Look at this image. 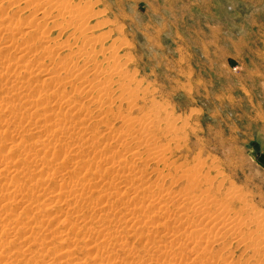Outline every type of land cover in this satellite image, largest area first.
<instances>
[{
  "label": "rangeland",
  "instance_id": "obj_1",
  "mask_svg": "<svg viewBox=\"0 0 264 264\" xmlns=\"http://www.w3.org/2000/svg\"><path fill=\"white\" fill-rule=\"evenodd\" d=\"M48 1L0 0V76L5 71V68L11 66L9 75L6 76L8 78L0 77V108L2 106L0 110V170L4 165L8 167L6 172L0 173V208H3V210L0 209V225H2L0 226V231L4 230L2 234L0 232V250L5 251V254L4 251L3 254L0 253V264H2V261L6 264L7 260L11 261V263L9 261L7 264H13V261H15L14 264H47L49 262V264H68V262L69 264H100L101 262V264H106L108 261L109 264H136L137 262L138 264H144V262L145 264H149L150 253V259H153L152 264H173V262L175 264H203L202 261H192V253L182 252L180 250L179 252L176 249V244L166 243L167 240H161L162 238H159L167 231V233L171 231L182 233V230L178 228L177 224H174L171 220L170 222L166 218L165 220L168 222L164 218H161L162 220L156 219L157 221L154 219L157 223L152 220L147 223L148 226H139L141 230L137 229V233H144L143 236L135 235L136 237L134 236L132 239L127 240L128 245L131 246H127V248L132 251L134 249L135 254L133 252L131 253L130 250H119L117 245L114 246L110 242L109 244H102L100 241V233L96 232V234L94 232L97 230L94 224L103 210L96 209L99 206H105L107 204L105 210L111 208V210H115L116 208L120 212L126 213V210L132 207L131 203H129L130 198L127 200L128 196L125 198L113 195L108 200L97 198L100 195H97V191H94L95 185H92L91 182H98V176H101L104 172L106 174L104 173L105 175H102L103 180L106 179L108 181L105 180L107 183L111 179L113 180L112 175L109 174L114 171L116 172L114 174L118 173L115 166L120 161L117 158L121 154L122 158H128L125 160L124 165L127 164V167H129L130 163H133V159H130L131 155H137V157L140 155L139 159H145L147 155L154 154V152L157 154L164 153L162 154L164 161L151 158L149 161L147 160L148 162L145 161L144 163V161L138 160L137 168H132L136 174L139 173L137 174L138 177H142V181L137 185L139 188L144 187L141 189L142 192L140 191L141 199H146L144 196H150L145 194L146 189L149 188L147 186L156 190H159L162 186L160 197L171 193L175 197L190 198V204L202 201V199L210 203V205H206V209L201 216L192 215L194 220H200L202 216L209 215L214 217L219 216L224 220L240 219L242 222L248 223L247 229L252 228V230H256L258 219H264V0H53L54 10L50 12L54 18L45 28L43 24L39 23V25H36V18L34 19V17L39 7L47 8L49 6ZM63 6L68 7V10L67 13L60 16L59 13ZM68 15L73 16L74 25L71 27H68V22L66 21ZM36 26H39L38 29L35 28ZM83 30H86L87 33L85 31L83 32ZM41 33H43V36L46 37L49 43L42 42L45 39L40 41ZM84 37L87 38L85 39ZM50 43H54V52L52 50V56H46L43 54V47L49 46L51 48L52 45H48ZM84 46L88 55L93 60L90 64H84V56H81L76 51L82 50ZM23 49L29 50L21 53ZM112 65H114V69L118 67L116 72H120L118 74L121 77L118 75V78H113L109 83H106L104 82V74L106 71L112 69ZM27 67L29 69H38L41 73L39 75H32L29 71L26 72L25 69ZM14 78L16 80L20 78L18 83H21H16L15 86L16 81H13ZM84 81H87L88 85L90 87L92 86L93 89L89 90L86 86L84 87ZM103 86H107V95L101 93ZM21 87L22 91L26 90V93L23 91V96H21L22 94H17L20 93L19 90H21ZM40 91L41 93L44 92L46 97L48 95V98L44 96V100H39L38 93ZM54 93L59 94L60 98L63 94L68 95L70 99L73 97L75 103L71 101L74 106L72 103L69 107H67V104H59V96ZM28 94L30 99L23 98L28 97ZM17 95H19V98ZM30 95L31 97L35 96V98H31ZM22 100H27L26 103L29 101L28 104L31 105L30 107L32 109H30L29 105H25ZM45 100L51 106L45 105V107L44 104H40ZM33 102L36 104L40 103L36 105ZM34 105L36 107H32ZM14 107L18 110L12 109ZM47 108H50L51 111H49L51 113L48 112ZM77 108H79L78 111H76ZM21 109L23 110L21 111ZM55 109L56 111H53ZM85 109L86 112L90 111V114L89 112L86 113ZM46 112H48L47 115ZM28 113L30 116H28ZM51 114L55 115V117L53 120L50 118L49 120L51 121H49L47 118ZM57 114L60 118H58ZM59 114L64 115L60 116ZM30 117L33 118L32 122L34 123L31 122ZM67 117H70L71 120L68 121L69 118ZM41 118L46 119L44 122L47 123L41 122L40 120H43ZM57 118L60 120H57ZM74 118H79L78 122ZM65 119L68 122H64L63 120ZM79 120L83 121L80 123ZM127 120L130 122H126ZM54 121L59 127L63 123L61 128L65 132L68 131V136L67 133L66 136L65 134H61L63 136H60V134L57 135V130L60 128H57ZM72 122L76 127L80 126L82 129L87 130L86 134L96 137L95 139L92 138L94 141L91 140V142H89V139L88 142L92 145H89L88 142V145H86L85 139L79 136L80 131L78 129L80 127L77 129ZM51 124L54 130L51 129ZM41 125L45 127L42 128ZM103 125H106L109 130L104 131ZM63 126L66 127L64 128ZM72 127L76 128L73 135L69 132V129ZM13 128L17 129L14 130ZM49 129L51 132L54 131V137L53 132L49 133ZM16 135L19 136L17 137ZM55 135H57V138L60 136L59 139ZM119 135H127L129 138L124 136L125 139L130 140L123 142L124 139H121L120 142H115L116 139L113 137ZM36 137L38 138L37 140H35ZM79 137L81 140L78 139ZM43 138L45 139L44 141H46V138H48L47 140L51 139L49 144H52L51 147L54 150L50 148L49 150L47 149L48 151H44L46 149L41 147L37 148V144L39 145L41 141L43 142ZM82 139L85 143L82 142ZM55 140L56 142H53ZM59 143L64 146L60 148L61 144ZM79 145L81 147H78ZM90 146L93 147L90 148ZM77 147L81 149L78 153L73 152L75 154L73 159H79L78 161L81 163L86 160L82 163L84 165L81 166V169L73 166L74 161L73 159L71 161V157L67 159L70 151H73ZM40 149H43L42 152ZM68 149L73 150L68 151ZM29 150H33L32 153ZM67 151L68 153H66ZM83 152L86 155L88 154L87 157ZM95 153H98L97 155L104 154L108 158L107 161L103 158L101 163L98 157L94 156ZM26 154L30 157L29 161V157L27 158ZM23 155L24 158L22 157ZM43 155L48 158L47 166L42 167L36 166L33 163L31 164L37 158H45ZM20 156L21 158H18ZM65 160L66 163H64ZM104 160L105 162L103 163ZM21 163L24 164L22 165ZM88 163L90 164L88 165ZM111 165L115 169H111L114 168L113 166L110 168ZM23 166L24 168H29L30 171L27 168L24 169ZM86 167L90 172L86 171ZM127 167L126 169H128ZM22 168L24 171L21 170ZM53 170L57 172V175L58 172L61 174L59 173L54 178L51 176L54 173ZM22 171L24 172L23 175L25 174V178L27 177L26 179L24 177L21 178L23 176ZM97 171L101 172L98 173ZM16 172L20 173L16 174ZM47 173L51 175H47ZM19 174L21 176H18ZM47 178H50L52 181L50 179L49 181ZM69 178L71 180L75 179L72 182L80 181V185H82L77 188L76 195H78L77 193L81 189H85L84 193L87 192L85 197L91 194V198L88 197L87 199L90 202L87 203L88 205L82 201L78 202L81 205L75 203L74 200L69 201V199H65L60 194L61 190H59V186L61 180L70 182L71 180ZM129 181L131 180H127V183ZM23 182L26 185L24 187L22 186ZM18 184L22 188L21 192L25 189V193L23 192L24 196L22 193L17 198L18 195L15 194L14 187L18 186ZM85 185L88 186V190ZM29 188L32 190V193L35 189L36 191L39 189V191L31 194L28 191ZM48 188H50L52 193L50 190L48 191ZM135 188L137 187L135 186ZM90 189L91 191H89ZM44 192L54 194V198L44 195ZM74 193L75 191L72 192L73 195ZM141 193L143 194L142 196ZM55 196L61 198L57 199ZM9 198L11 200L8 201V205L7 200ZM20 198L24 200H22L23 202L21 204ZM117 199L123 200L121 203L124 205H120L121 203ZM64 200H68L70 205L66 206L67 201L64 205ZM93 200L98 201H94L96 204L92 202L94 206L91 204ZM11 201L14 203H10ZM124 201L130 205H125ZM51 202L53 206L55 203L57 206L51 207ZM28 204H30V207ZM47 204H51V206L49 207ZM170 204L168 205L171 206ZM6 205L9 207V212L7 207L5 209ZM117 205H119L118 208L116 207ZM68 206L70 207L69 209H71V206L77 210L80 209L78 212L83 215L80 214L83 217L82 220L88 223L86 224L87 226L85 223L80 224L79 221H73V216L69 217L70 215L67 216L65 214L68 211ZM80 206H83L82 209L84 211ZM91 206L94 207V210ZM128 206L130 207L128 208ZM36 207L39 213L35 209ZM59 207L61 208L60 211L62 210L61 212L59 211ZM48 208H54L52 210L55 212L58 211L56 214L55 212H52V214L48 212ZM34 209L35 211L33 212ZM5 210H7L6 215H4ZM11 210L14 211L12 212ZM26 210H29V212L26 213ZM89 210H96V214L99 215ZM19 212H22V214L19 220H16L18 218H15V215H18ZM58 213L62 215V219H60V216L58 217ZM143 213L147 214L146 211L136 210L137 216H142ZM27 214H30L32 217L29 216L28 218ZM92 214L94 215L92 216ZM148 214L149 216H153L155 209H150ZM37 216L38 219L41 217V220L39 219L41 222L37 220L38 223L40 222L37 224L38 227H36V221L34 220L35 222H33V218L37 219ZM48 216L58 220V224L54 221V224H57L56 227L54 225V227H49L50 232L45 228L47 225H43L46 219H50ZM21 218L22 220L28 219V221L25 220L26 223L28 222L27 225L25 222L23 223L24 220L21 221ZM63 219L65 221L70 220L68 222L69 226ZM144 220L147 219L144 218ZM30 222L32 223L31 226H29ZM70 222L72 223L71 225ZM9 223L15 228L20 225L19 229L18 227L16 229L20 231L21 228L22 232L20 231L21 233H18V230L10 227L13 231L15 229V231L13 232L11 230L13 233L8 234L10 231H6L3 225ZM22 223L25 224L24 227ZM152 223L156 224L152 226ZM162 223L164 224L163 228ZM76 225H79L80 230H78L79 228ZM22 227L25 228L27 233ZM69 227L70 229H68ZM143 227L144 229H142ZM150 229L152 231L150 234L155 232L152 234L153 237L151 235L152 238H147L146 236L149 235L148 231ZM179 229L180 231H178ZM30 231H32V236H36H31L34 240L29 236L31 235L28 233ZM89 231L93 233L90 234L88 233ZM63 233L66 235H63ZM73 233L76 234V238ZM145 233L148 234L145 235ZM42 235L45 237L40 239ZM61 235L65 236L68 242ZM96 235H100V237L98 238ZM256 235L264 238V230L257 231ZM20 237L21 239H19ZM18 239L20 241H17ZM120 239L121 241H125L124 236L119 238V241ZM148 239L152 240H149V242ZM159 239L165 242L163 243ZM30 240L33 241L31 242ZM246 240L249 241L247 237ZM48 241L50 242L49 244L47 243ZM32 243H36L37 245ZM97 243L100 244L98 245ZM38 244H42L43 246H39ZM96 244L98 249L95 248ZM148 244H152L151 246L154 247L157 245L171 246L169 248L171 252L173 251L175 255L177 254L175 258L177 260L161 257L158 253L155 256L156 252H152L154 250H150ZM68 245H70V248L67 247ZM100 245L101 247H99ZM2 246L4 247L2 248ZM28 246L30 248H27ZM225 246H223L225 250H223L224 248L221 249L216 246L209 251L212 253L214 250L213 252L217 255L219 254V256H224L227 253L228 258L225 256L226 260L229 259L227 260V264H257L251 257V251L245 250L242 246L232 244V238L228 237V235L225 236ZM105 247H107V250H105ZM45 248L47 249V253L44 250ZM74 248L75 251L73 250L74 252L72 251L73 254H71L73 256L67 257L63 254V252L71 251ZM100 248H104L103 252L106 255V259H104L106 261L103 259L104 253L100 251ZM25 249H28L27 252H24ZM219 252L222 253L220 254ZM132 254L134 255L132 256ZM180 258L181 260H179ZM33 259L38 261L35 263ZM97 259H99L97 261L99 263L96 262ZM182 261L185 262L182 263ZM224 262L226 264V261Z\"/></svg>",
  "mask_w": 264,
  "mask_h": 264
},
{
  "label": "bare ground",
  "instance_id": "obj_2",
  "mask_svg": "<svg viewBox=\"0 0 264 264\" xmlns=\"http://www.w3.org/2000/svg\"><path fill=\"white\" fill-rule=\"evenodd\" d=\"M48 4H49V6L47 7V8H45V7H39L37 10H36V12H35V17H34V19L36 18V21H35V24L36 25H39V23L40 24H43V26L45 27V26H47L48 25V23L49 22H51L52 21V19L54 18V16H52V14H51V10H54V2H53V0H49L48 1ZM67 10H68V7H66V6H63L62 8H61V10H60V13H59V15L60 16H62L64 13H67ZM67 22H68V27H71V26H73L74 25V20H73V16L72 15H68L67 17ZM37 21H39L38 23H37ZM42 26V25H41ZM42 26V27H43ZM38 27L39 26H36L35 28L36 29H38ZM41 27V28H42ZM46 28V27H45ZM44 28V29H45ZM88 28V27H87ZM44 29H42V30H44ZM83 29H84V26H83ZM39 31H40V29H39ZM85 31V33H87V31L86 30H83V32ZM82 34V33H81ZM86 36H88L87 34H85ZM90 36H91V34H90ZM93 36V35H92ZM85 39L87 38V37H84ZM45 39V41H42V40H44ZM84 39V40H85ZM40 41H42V42H47V43H49V41L48 40H46V37H44L43 36V33H41V37H40ZM82 42V41H81ZM83 43V42H82ZM44 44V43H43ZM80 44V43H79ZM48 45H52V47L50 48L49 46H45V47H43V54H45L46 56H52V50H53V52H54V43H50V44H48ZM58 45V44H57ZM60 45V44H59ZM62 45V44H61ZM63 46V45H62ZM82 46H83V44H82ZM81 46V47H82ZM58 47V46H57ZM69 47V46H68ZM27 48H29V47H27ZM76 48H77V46H76ZM79 48V47H78ZM57 49H61V48H57ZM69 49H70V47H69ZM29 49H23V50H21V53H24V52H27ZM77 51V53L78 54H80L81 56H84L83 57V62H84V64H90V63H92V59L90 58V56L88 55V52H87V50L85 49V46L83 47V49L82 50H76ZM115 65V64H114ZM114 65H112V69L111 70H108V71H106V73L104 74V82H106V83H109L113 78H118V75L120 74V72H116V69L118 68H116V69H114L113 68V66ZM111 66V65H110ZM11 67V66H10ZM10 67H7V68H5V71L3 72V74L0 76L1 78H3V77H6V76H8L9 75V69H10ZM33 69V68H32ZM29 69L28 67L25 69L26 70V72L27 71H29L30 73H32V75L33 74H35V75H39L41 72L38 70V69ZM13 73V72H12ZM13 75V74H12ZM11 75V76H12ZM122 75V74H121ZM120 76V75H119ZM13 77V76H12ZM20 77V76H19ZM121 77V76H120ZM6 78H8V77H6ZM5 78V79H6ZM20 79V78H19ZM18 79V80H19ZM18 80H16L15 78H14V80L13 81H16L15 82V86H16V83L17 84H20V83H18ZM22 80V79H21ZM2 81V80H1ZM54 82V81H53ZM54 84V83H53ZM83 84H84V87L86 86L87 88H89V90H92L93 89V87L91 86H89L88 85V82L87 81H84L83 82ZM23 85V84H22ZM13 87V86H12ZM53 87V86H52ZM15 88V87H14ZM17 88V87H16ZM19 88H20V86H19ZM18 88V89H19ZM24 88V87H23ZM18 89H16V90H18ZM16 90H14L15 92H16ZM53 90H54V87H53ZM53 90H52V93H53ZM20 91V93H17V94H22L21 96H23L24 95V93H23V91H22V87H21V90H19ZM18 91V92H19ZM22 91V92H21ZM26 91V90H25ZM24 91V92H25ZM28 91H29V88H28ZM46 92V91H45ZM26 93V92H25ZM51 93V94H52ZM57 93V92H56ZM56 93H54V94H56ZM101 93H104L105 95H107V86H103L102 88H101ZM16 94V93H15ZM32 94V93H31ZM46 94H49V93H46ZM53 94V95H54ZM26 95V94H25ZM33 95V94H32ZM39 95V96H38ZM38 97H39V100H44V98L46 97V95L44 94V92L43 93H41V91H40V93H38ZM56 95H58L59 96V94H56ZM16 96V95H15ZM19 95H17V97H18ZM45 96V97H44ZM71 96V95H70ZM30 97H31V95H30ZM32 97H34L35 98V96H32ZM31 97V98H32ZM53 97V96H52ZM56 97V96H55ZM72 97V96H71ZM19 98V97H18ZM23 98H29V94H28V97H23ZM46 98H48V95H47V97ZM50 98V97H49ZM56 98H58V97H56ZM6 99V98H5ZM21 99H22V97H21ZM30 99V98H29ZM53 99V98H52ZM36 100V99H35ZM37 100H38V98H37ZM48 100V99H47ZM50 100V99H49ZM55 100V99H54ZM59 100H60V102H59V104L61 103V105L63 104H67V107H69V105L71 106V103H72V101H73V97H72V99H70L69 98V96L68 95H64L63 94V96L61 95V98H60V96H59ZM72 100V101H71ZM23 101V100H22ZM27 101V100H26ZM26 101H23L24 103H25V105L27 104V106L29 105V107L31 106L30 104H28V102L26 103ZM32 101H33V99H32ZM51 101V100H50ZM62 101V102H61ZM1 102V101H0ZM4 102V101H3ZM2 102V103H3ZM6 102V101H5ZM31 102V101H30ZM45 102V103H44ZM43 103H40V104H44V106L45 105H47V106H51V105H48V101L46 102V100L44 101ZM57 102V101H56ZM10 103V102H9ZM39 103L38 104H36L35 102H33V104H36V105H39ZM47 103V104H46ZM50 103H52V102H50ZM73 103H75L74 101H73ZM72 103V104H73ZM1 104V103H0ZM8 104V103H7ZM6 104V105H7ZM3 105H4V103H3ZM36 105H34V106H32V107H36ZM13 106H15V105H13ZM13 106H11V107H13ZM21 106V105H20ZM43 106V105H42ZM43 106V107H44ZM54 106V105H53ZM52 106V107H53ZM56 106V105H55ZM73 106H74V104H73ZM4 107V106H3ZM18 107V106H17ZM37 107H39V106H37ZM46 107V106H45ZM1 108H2V106H1ZM1 108H0V110H1ZM9 108V107H8ZM19 108V107H18ZM40 108H42V107H40ZM72 108V107H71ZM70 108V109H71ZM7 109V108H6ZM12 109H17L16 107H14V108H12ZM23 109H24V107H23ZM23 109H21V111L23 110ZM30 109H32L31 107H30ZM39 109V108H38ZM48 109V108H47ZM78 109L79 108H77V110L76 111H78ZM3 110V109H2ZM18 110V109H17ZM33 110H35V108H33ZM40 110V109H39ZM44 110V109H43ZM42 110V111H43ZM50 110V108L48 109V112H50L49 111ZM81 110V109H80ZM4 111H6V110H4ZM9 111V110H8ZM14 111V110H13ZM26 111V110H25ZM29 111V110H28ZM27 111V112H28ZM31 111V110H30ZM53 111H56V109L55 110H53ZM58 111H61V110H58ZM84 111V110H83ZM3 112V111H2ZM26 112V113H27ZM34 112V111H33ZM39 112V111H38ZM45 112V111H44ZM48 112H46V115H47V113ZM67 112V111H66ZM71 113H72V111H70ZM75 112V111H74ZM73 112V113H74ZM80 112H82V111H80ZM85 112H86V109H85ZM87 112H89V114H90V111H87ZM86 112V113H87ZM0 113H1V111H0ZM13 113V112H12ZM20 113V112H19ZM51 113V112H50ZM49 113V114H50ZM68 113V112H67ZM77 113V112H76ZM18 114V113H17ZM29 114V113H28ZM45 114V113H44ZM44 114H41V115H44ZM48 114V115H49ZM55 114V113H54ZM11 115H13V114H11ZM14 115H16V114H14ZM22 115V114H21ZM26 115V114H25ZM41 115H39L40 117H41ZM60 115V114H59ZM62 115V114H61ZM60 115V116H61ZM64 115V114H63ZM62 115V116H63ZM72 115V114H71ZM83 115V114H82ZM86 115V114H85ZM101 115V114H100ZM7 116V115H6ZM28 116H30V114L28 115ZM27 116V117H28ZM32 116V115H31ZM36 116V115H35ZM38 116V117H39ZM57 116H58V114H57ZM67 116H68V114H67ZM90 116V115H89ZM17 117V116H16ZM22 117H24V115H22ZM33 117V116H32ZM37 117V118H38ZM39 117V118H40ZM49 118H47V120H49L50 118H52V120H53V118L55 117V115H52L51 114V116H48ZM80 117V116H79ZM81 117H83V116H81ZM92 117V116H91ZM99 117H102V116H99ZM14 118V117H13ZM26 118V117H25ZM44 118H46V117H44ZM44 118H41V119H43V120H40L41 122L43 121V123H47V122H44V120H46V119H44ZM58 118H60L59 116H58ZM57 118V120H60V119H58ZM64 118H65V116H64ZM63 118V119H64ZM67 118H69V120L68 121H70L71 120V118L70 117H67ZM86 118V117H85ZM85 118H80V119H85ZM30 119H31V122L33 121L32 119L33 118H31L30 117ZM30 119H28V120H30ZM75 119V118H74ZM79 119V118H78ZM78 119H75V121L77 120V122H78ZM102 119V118H101ZM125 119V118H124ZM12 120V119H11ZM56 120V119H55ZM73 120V119H72ZM25 121V120H24ZM39 121V123L41 124V122ZM49 121H51V120H49ZM64 122L65 121H67L66 119L65 120H63ZM67 121V122H68ZM74 121V122H75ZM83 121V120H82ZM82 121H80L79 120V122L81 123ZM98 121H100V120H98ZM97 121V122H98ZM23 122V121H22ZM37 123H38V121H36ZM61 122H62V119H61ZM85 122H86V120H85ZM88 122V121H87ZM101 122V121H100ZM126 122H130L129 120H127ZM32 123H34V122H32ZM43 123H42V125H43ZM51 123V122H50ZM57 123V122H56ZM76 123V122H75ZM79 123V124H80ZM144 123V122H143ZM17 124V123H16ZM19 124V123H18ZM24 124V123H23ZM54 124H55V121H54ZM63 124V123H62ZM62 124H61V127H62ZM65 124V123H64ZM71 124V123H70ZM72 124H74L73 122H72ZM133 124V123H132ZM132 124H130V125H132ZM7 125H9V124H7ZM13 125H15V124H13ZM30 125H32V124H30ZM29 125V126H30ZM41 125V126H42ZM56 125V124H55ZM54 125V126H55ZM139 125V124H138ZM5 126V125H4ZM18 126V125H17ZM22 126V125H21ZM51 126H52V124H51ZM57 126V125H56ZM74 126L76 127V125L74 124ZM79 126V125H78ZM82 126H84V125H82ZM104 127V131H107V130H109V128L106 126V125H103ZM133 126V125H132ZM143 126V125H142ZM141 126V127H142ZM150 126H151V124H150ZM149 126V127H150ZM36 127V126H35ZM45 127V126H44ZM43 126H42V128H44ZM46 127H47V125H46ZM59 126H57V128H58ZM61 127H59L58 129L59 130H57V135H59L60 134V136H63L64 134H65V136H66V133L68 132H65L64 130H62L63 128H61ZM64 127V126H63ZM66 127V126H65ZM64 127V128H65ZM72 127L71 129H69V132H70V134L71 135H73L74 133V131H76V128L78 129L79 127ZM86 127V126H85ZM5 128H7V127H5ZM10 128V127H9ZM18 128V127H17ZM16 128V129H17ZM22 128H23V126H22ZM25 128V127H24ZM55 128V127H54ZM56 128V129H57ZM68 128V127H67ZM14 129V128H13ZM16 129H14V130H16ZM31 129V128H30ZM51 129H53V126H52V128ZM139 129H141V128H139ZM11 130V129H10ZM54 130V129H53ZM66 130V129H65ZM79 131H80V133H79V136L81 137V138H83V139H85V141H86V143L89 141V139H90V141L89 142H91V140H93V139H95L96 137L94 136V135H88V134H86L87 132V130H84V129H82L81 127L78 129ZM142 130V129H141ZM19 131V130H18ZM29 131V130H28ZM34 131V130H33ZM65 133H64V132ZM31 132V131H30ZM51 131H50V129H49V133H50ZM53 132V137H54V131H52ZM51 132V133H52ZM19 133V132H18ZM42 133V132H41ZM117 133V132H116ZM122 133V132H121ZM125 133V132H124ZM20 134V133H19ZM61 134H63V135H61ZM123 134V133H122ZM8 135V134H7ZM51 135V134H50ZM57 135H55V137L57 136ZM117 135V134H116ZM127 135H128V133H127ZM127 135H124L125 137H127V138H129ZM154 135V134H153ZM10 136H11V134H10ZM17 136V135H16ZM15 136V137H16ZM19 136V135H18ZM17 136V137H18ZM36 136V135H35ZM59 136V137H60ZM64 136V137H65ZM67 136H68V133H67ZM123 135L122 136H114L113 138H115L116 140H115V142H120L121 141V139H124V141L123 142H128L129 140L128 139H125V137H124ZM49 138H50V136H48ZM59 137L57 138V139H59ZM72 137V136H71ZM70 137V138H71ZM75 137V136H74ZM80 137L78 138V139H80ZM153 137V136H152ZM151 137V138H152ZM34 138V137H33ZM69 138V137H68ZM93 138V139H92ZM10 139V138H9ZM8 139V140H9ZM38 138L36 137V139L35 140H37ZM42 139V138H41ZM40 139V140H41ZM48 138H46V141H44L45 139L43 138V142L41 141V143L38 145L37 144V148H43V149H46V150H44V151H48L50 148H52L51 146H52V144L50 145L49 144V142H50V140H47ZM72 139V138H71ZM75 139V138H74ZM77 138H76V140H78ZM83 139H82V142H84L83 141ZM14 140V139H13ZM12 140V141H13ZM54 140V139H53ZM81 140V139H80ZM128 140V141H127ZM138 140V139H137ZM65 141V140H64ZM63 141V142H64ZM69 141V140H68ZM75 141V140H74ZM94 141V140H93ZM92 141V143H94ZM140 141V140H139ZM146 141V140H145ZM14 142V141H13ZM33 142V141H32ZM40 142V141H39ZM52 142V141H51ZM53 142H56V140L55 141H53ZM62 142V141H61ZM71 142V141H70ZM88 142V143H89ZM131 142V141H130ZM129 142V143H130ZM18 143V142H17ZM65 143V142H64ZM73 143V142H72ZM85 143V142H84ZM88 143L86 144V145H88ZM96 143V142H95ZM146 143V142H145ZM15 144V143H14ZM59 144H61V143H59ZM126 144H128V143H126ZM142 144V143H141ZM144 144V143H143ZM147 144H148V141H147ZM151 144V143H150ZM35 145V144H34ZM72 145V144H71ZM82 145V144H81ZM81 145H79L78 147H81ZM89 145H92V144H90L89 143ZM53 146H54V144H53ZM57 146V145H56ZM61 146V147H60ZM59 147L60 148H62V146H64V145H60ZM84 146V145H83ZM107 146H109V145H107ZM106 146V147H107ZM111 146V145H110ZM151 146V145H150ZM10 147H12V146H10ZM20 147H21V145H20ZM30 147H31V145H30ZM35 147V146H34ZM65 147H67L66 145H65ZM65 147H63V148H65ZM75 148L74 150L73 149H68V151L69 150H73V151H70V153L67 155V159L69 158V157H71L70 159H71V161H72V159H73V156L75 155V154H73V152H76V153H78L79 152V150L81 149V148ZM93 147V146H92ZM91 146H90V148H92ZM95 147V146H94ZM105 147V146H104ZM115 148H116V146H114ZM147 147V146H146ZM13 148V147H12ZM55 148V147H54ZM70 148V147H69ZM150 148V147H149ZM28 149V148H27ZM30 149H32V148H30ZM34 149H36V148H34ZM42 149V150H43ZM48 149V150H47ZM53 149V148H52ZM88 149V148H87ZM94 149V148H93ZM107 149V148H106ZM151 149V148H150ZM25 150V149H24ZM23 150V151H24ZM41 150V149H40ZM42 150H41V152H42ZM54 150V149H53ZM66 150H67V148H66ZM89 150V149H88ZM149 150V149H148ZM12 151V150H11ZM21 151V150H20ZM33 151V150H32ZM32 151L31 150H29V152H31L32 153ZM43 151V152H44ZM55 151H56V149H55ZM68 151L66 152V153H68ZM82 151H83V149H82ZM90 151H92V150H90ZM8 152H10V151H8ZM13 152V151H12ZM22 152V151H21ZM20 152V153H21ZM40 152V151H39ZM38 152V153H39ZM59 152V151H58ZM161 152V151H160ZM20 153H18L19 155H21ZM30 153V154H31ZM48 153V152H47ZM57 153V152H56ZM64 153H65V149H64ZM80 153H81V151H80ZM86 153H87V150H86ZM8 154V153H7ZM11 154V153H10ZM71 154H73V155H71ZM82 154V153H81ZM83 154H84V152H83ZM90 154V153H89ZM93 154V153H92ZM98 153H95L94 154V156H97L98 157V160L101 162L102 161V159L104 158V159H106V161H107V159L108 158H106L105 156H104V154H101V155H97ZM120 154V153H119ZM118 154V155H119ZM131 154V153H130ZM162 154H164V153H162L161 152V154H157V153H155L154 152V154L153 153H151V154H149V155H147L146 156V158L144 159V158H142V159H139V157H140V155H138V157H137V155H131L130 156V159L132 158L133 159V163L131 164L130 163V165H129V167H127V164L126 165H124L125 163V160H127L126 158H122V154L121 155H119L118 157L119 158H117V160H120L119 162H117V165L115 166L116 168H117V174H114V172L112 173H110L109 175H112V177H113V180L111 179V181L109 182V183H107L105 180H103L104 178H103V174L105 173H103L101 176H98V178H99V180H98V182L96 181V183L94 182V183H92L91 182V184L93 185H95L94 186V191H97V195L99 194L100 196L99 197H97V195H96V197L97 198H104V199H107L108 200V198H111L113 195H117L118 197H125L126 198V196H128V198H127V200L130 198L131 199V201H130V199H129V203H131V209L129 208L130 206H128V208L129 209H125L126 210V213H122V211L120 212V210H118V209H116L115 208V210L113 209V210H111V209H107V210H105V207H107L106 205L105 206H99V208L98 209H96V210H100V211H102L101 212V215L100 216H98L97 217V221H96V223L94 224V225H96V227H97V230L96 231H94L95 233L97 232V233H100V235H101V237H102V240H101V237H100V235L98 236V235H96V236H98V238L100 237V241L102 242V244H109V242L110 243H113L114 244V246L115 245H117L118 246V248H119V250H124V251H128V250H130V249H128L127 248V246L128 247H131V246H129L128 245V243H127V240L128 239H132V237H134L135 235H142L143 236V234L144 233H137V229H139V230H141L140 228H139V226H148V222H150V221H155L156 219H158V220H160L161 218L163 219L164 218V220H165V218L167 219V220H171V221H173L174 222V224H177L178 225V228H180L181 230H182V233H176V232H169V233H163V235L161 236V237H159V238H162L161 240H167V242L166 243H170V244H176L177 246V248L176 249H178V251L180 250V251H182V252H189V253H192V255H193V259L191 258V260L192 261H202L203 262V264H225V262L224 261H226V264H227V260H229V259H227L226 260V258H228V256H227V253L226 254H224V256H219V254L217 255V254H215L213 251H212V253H211V251H209V250H212L214 247H219V248H224L223 246H225V236L226 235H228V237H231L232 238V244H234V245H237V246H242V247H244V249L245 250H250L251 251V257L253 258V260L257 263V264H264V238H261V236L260 235H256V233H257V231H259V230H264V219L263 218H259L258 219V221H257V229L256 230H252V228H249V229H247V227H248V223L247 222H242V220H240V219H226V220H224L223 218H221V217H219V216H216V217H214V216H211V215H209V216H202V218L200 219V220H194L193 218V216L192 215H197V216H201L203 213H204V211H205V209H206V205H210V203L207 201V200H203L202 199V201H197V202H195V203H193V204H190V198H188V197H175V196H172V194L171 193H167L165 196H163V197H160V195H161V193H162V186H161V188L159 189V190H156V189H154V188H152V187H150V186H147V187H149V188H147L146 189V191H145V194L147 195H150V196H144V198H146V199H141L140 198V191H141V189L142 188H144V187H140L139 188V186H137L138 184H139V182L140 181H142V177H138L137 176V174H139V173H135L134 171L135 170H132V168H137L136 167V165H137V161L138 160H141V161H144V163H145V161H149L151 158H153V159H158V160H160V161H164V159H163V156H162ZM9 155V154H8ZM24 155H25V153H24ZM24 155L22 156L23 158H24ZM27 155V154H26ZM48 155V154H47ZM63 155V154H62ZM65 155V154H64ZM63 155V156H64ZM77 155V154H76ZM84 155H86V154H84ZM88 155V154H87ZM87 155H86V157H87ZM116 155V154H115ZM31 156H32V154H31ZM44 156V155H43ZM59 156H60V154H59ZM66 156V155H65ZM78 156V155H77ZM113 156V155H112ZM29 156L27 155V158H28ZM45 158H42V159H35V160H33L32 161V159H31V164L33 163L34 165H36V166H45L48 162H47V160H48V158L46 157V156H44ZM53 157V156H52ZM83 157V156H82ZM124 157V156H123ZM18 158H21V156L20 157H18ZM26 158V157H25ZM40 158H41V156H40ZM47 158V159H46ZM63 158V157H62ZM64 158H66V157H64ZM84 158V157H83ZM114 158V157H113ZM131 159V160H132ZM26 160V159H25ZM30 160V157H29V159H28V161ZM58 160V159H57ZM79 160V159H78ZM77 159L75 160V159H73V166H75V167H79L80 169H81V166H83L82 165V163L84 162V161H86V160H84L82 163L80 162V161H78ZM111 160H113V159H111ZM4 161V160H3ZM27 161V160H26ZM140 161V162H141ZM147 161V162H148ZM10 162V161H9ZM18 162H22V161H18ZM39 162V163H38ZM54 162V161H53ZM64 162V161H63ZM88 162V161H87ZM105 162V160L103 161V163ZM108 162H109V160H108ZM127 162V161H126ZM166 162V161H165ZM5 163V162H4ZM64 163H66V160H65V162ZM86 163V162H85ZM102 163V162H101ZM129 163V162H128ZM143 163V162H142ZM1 164H2V161H1ZM7 164V163H6ZM22 165L24 164V163H21ZM87 164V163H86ZM86 164H85V166H86ZM90 163H88V165H89ZM107 164V163H106ZM109 164H111V163H109ZM115 164V163H114ZM15 165V164H14ZM26 165H27V163H26ZM49 165V164H48ZM105 165V164H104ZM145 165V164H144ZM47 166V165H46ZM60 166V165H59ZM58 166V167H59ZM113 165H111L110 166V168L112 167ZM22 167V166H21ZM61 167V166H60ZM59 167V168H60ZM74 167V168H75ZM88 167V166H87ZM87 167H86V171L88 172H90V170H87ZM114 167V166H113ZM115 167L114 168H111V169H115ZM120 167H122V168H120ZM126 167L128 168V169H126ZM8 167H5V165H4V167H2V169L0 170V173H3V172H6V169H7ZM19 168V167H18ZM23 168H24V166H23ZM23 168L21 169V170H23ZM27 168V167H26ZM26 168H24V169H26ZM49 168V167H48ZM53 168V167H52ZM73 168V167H72ZM84 169H85V167H83ZM107 168H108V166H107ZM28 170H29V168H27ZM88 169H89V167H88ZM100 169V168H99ZM98 169V170H99ZM10 170H12V169H10ZM41 170H43V169H41ZM47 170V169H46ZM76 170H78V169H76ZM24 171V170H23ZM22 171V175H23V172ZM27 171V170H26ZM30 171V170H29ZM50 171H51V168H50ZM54 171V170H53ZM52 171V172H53ZM57 171V170H56ZM78 171H80V170H78ZM93 171H94V169H93ZM93 171H91V172H93ZM96 171V170H95ZM138 171V170H137ZM12 172V171H11ZM14 172V171H13ZM51 172V173H52ZM72 172V171H71ZM80 172H82V171H80ZM87 172H85V173H87ZM98 173L99 172H101V171H97ZM109 172V171H108ZM18 173H20V172H18ZM17 172H16V174H18ZM43 173V172H42ZM55 173V174H54ZM54 173H53V175H51V174H49V173H47V175H51V176H53L54 178L56 177V176H58L59 175V173L60 172H58V175H57V172H55L54 171ZM66 173V172H65ZM79 173V172H78ZM95 173V172H94ZM98 173H96V174H98ZM116 173V172H115ZM143 173V172H142ZM27 174V173H26ZM29 174V173H28ZM46 174V173H45ZM61 174V173H60ZM89 174V173H88ZM92 174V173H91ZM106 174V173H105ZM104 174V175H105ZM108 174V173H107ZM66 175V174H65ZM80 175V174H79ZM99 175V174H98ZM18 176H21V174H19ZM51 176H49V177H51ZM22 177H24V179H26L25 178V174L23 175V176H21V178ZM88 177H89V175H88ZM96 177V176H95ZM105 177V176H104ZM52 178V177H51ZM65 178H66V176H65ZM65 178H63V179H65ZM68 178V177H67ZM83 178V177H82ZM85 178V177H84ZM48 179V178H47ZM50 179V178H49ZM48 179V180H49ZM62 179V178H61ZM70 179V178H69ZM68 179V180H69ZM92 179V178H91ZM131 180V181H129L128 183H127V180ZM29 180V179H28ZM27 180V181H28ZM51 180V179H50ZM49 180V181H50ZM71 180V179H70ZM75 180V179H74ZM74 180H71L70 182L69 181H65V180H61V184H60V186H59V184H58V186L60 187V189L59 190H61V195L65 198V199H69V201L70 200H74V202L75 203H78V202H80V201H82V202H84L85 204H87L89 201H87V199H88V197H90L91 196V194H90V196H88V197H85L86 196V194H87V192L86 193H84L85 192V189H81V190H79V193H77L78 195H76V191H78L77 190V188L78 187H81L82 185H80V181H76V182H72V181H74ZM78 180V179H77ZM80 180V179H79ZM83 180V179H82ZM87 180V179H86ZM86 180H84V181H86ZM90 180V179H89ZM23 181V180H22ZM43 181V180H42ZM45 181H47L46 179H45ZM44 181V182H45ZM48 181V182H49ZM52 181V180H51ZM54 181V180H53ZM60 181V180H59ZM105 181V182H104ZM43 182V183H44ZM87 182H88V180H87ZM17 183V182H16ZM26 183V182H25ZM83 183V182H82ZM90 183V182H89ZM89 183H88V186H89ZM99 183H100V185H99ZM20 184H21V181H20ZM20 184H18V186H15L14 187V192H15V194L16 195H18L17 196V198L19 197V195L20 194H22L23 192H24V190L25 189H23V191L21 192V190H22V188H20L21 186H19ZM29 184V183H28ZM45 184H46V182H45ZM85 184H87V183H85ZM130 184V186H128ZM14 185V184H13ZM16 185V184H15ZM44 185V184H43ZM48 185V184H47ZM22 186L24 187V186H26L25 184H24V182H23V184H22ZM83 186H84V184H83ZM88 186H86L85 185V187H86V189L88 190L89 188H88ZM135 186L137 187V188H135ZM142 186V185H141ZM28 187V186H27ZM121 189H120V188ZM31 188V187H30ZM30 188H29V190L28 191H32V190H30ZM45 188H46V186H45ZM83 188V187H82ZM90 188H92V187H90ZM38 189V188H37ZM93 189V188H92ZM34 190V189H33ZM50 190V188H48V191ZM119 190H121V191H119ZM37 191H39V189L37 190ZM36 191V189L34 190V192H37ZM51 191V190H50ZM73 191H75V193H74V195L72 194V192ZM89 191H91V189L89 190ZM94 191H92V192H94ZM33 192V193H34ZM142 192V191H141ZM25 193V192H24ZM24 193H23V196H24ZM28 194H29V192H27ZM26 193V194H27ZM32 192H31V194H33ZM50 193V192H49ZM49 193H47V192H44L43 194L44 195H46V196H49V197H53L54 198V194H51L52 193V191H51V193L49 194ZM55 193V192H54ZM96 193V192H95ZM10 195V194H9ZM16 195H15V197H16ZM56 195V194H55ZM60 195V196H61ZM143 194L141 193V196H142ZM22 196V197H23ZM61 196V197H62ZM116 196V197H117ZM21 197V196H20ZM26 197V196H25ZM29 197H31V196H29ZM44 197V196H43ZM57 199H60V198H58L59 197V195H58V197L57 196H55ZM96 197H95V199H96ZM4 198V197H3ZM16 198V199H17ZM91 198V197H90ZM28 199H30V198H28ZM92 199H94L93 197H92ZM124 199V198H123ZM9 200H11L10 198L7 200V202L9 201ZM20 200H21V198H20ZM23 200V199H22ZM21 200V202H20V204L24 201H22ZM63 200V199H62ZM118 200V199H117ZM116 200V201H117ZM14 201V200H13ZM13 201H11L10 203H12ZM18 201V200H17ZM25 201H27L26 199H25ZM65 201V200H64ZM67 202H68V200H66ZM65 201V203H64V205L67 203ZM95 200H93V201H91V204H92V202H94ZM106 201V200H105ZM113 201V200H112ZM120 203L123 201H121V199L120 200H118ZM5 202V201H4ZM30 202V201H29ZM37 202H39V201H37ZM95 202H98L97 200L95 201ZM94 202V203H95ZM108 202V201H107ZM110 202V201H109ZM125 202V201H124ZM6 203V202H5ZM14 203V202H13ZM12 203V204H13ZM30 203H32V202H30ZM52 203V202H51ZM70 202H68L67 204H66V206L67 205H70L69 204ZM90 203V202H89ZM100 203V202H99ZM113 203V202H112ZM119 203V204H120ZM129 203H127V202H125V205L126 204H129ZM166 203V204H165ZM169 203H171L170 205L171 206H169L168 204ZM8 205H9V202L7 203ZM12 204H11V206H12ZM16 204V203H15ZM14 204V205H15ZM18 204V203H17ZM60 204H61V202H60ZM78 204H80V203H78ZM96 204V203H95ZM147 204V205H146ZM8 205H6L5 206V209H6V207L8 206ZM35 205V204H34ZM48 205V204H47ZM55 205H56V203H55ZM55 205L53 206V203H52V206H51V204L50 205H48L49 207L51 206V207H55ZM81 205V204H80ZM88 205V204H87ZM93 205V204H92ZM98 205V204H97ZM120 205H124V204H120ZM130 205V204H129ZM146 205V206H145ZM214 205V204H213ZM28 206L30 207V204H28ZM31 206H32V204H31ZM37 206V205H36ZM57 206V205H56ZM59 206V205H58ZM78 207H79V205H77ZM94 206V205H93ZM93 206H91V208L93 207ZM109 206V205H108ZM118 206L119 205H117L116 207L118 208ZM24 207V206H23ZM26 207V206H25ZM61 207V206H60ZM59 207V211H60V208ZM81 207V206H80ZM83 207V206H82ZM82 207H81V209H82ZM96 207H98V206H96ZM121 207V206H120ZM124 207V206H123ZM9 207H7V209H8ZM64 208H66V207H64ZM63 208V209H64ZM68 209V211L67 210H65V211H67L65 214L68 216V215H70L69 217H74V220L73 221H75L76 220V222H80V224L81 223H85L83 220H82V214L80 213V212H78L79 210H77L76 208H72V206H71V209H69L70 207L68 206L67 207ZM86 208H87V206H86ZM89 208V207H88ZM1 210H3V208H0ZM24 209V208H23ZM29 209V208H28ZM33 209V208H32ZM35 209H37V207L35 208ZM35 209L33 210V212L35 211ZM38 209H39V206H38ZM37 209V210H38ZM52 209H54V208H48V212H50V213H54L55 211L54 210H52ZM57 209H58V207H57ZM93 210H94V207L92 208ZM138 209V211H139V209L140 210H143V211H146V213L147 214H145V213H143V217L140 215V216H137L136 215V210ZM150 209H155V214L153 215V216H149V214H148V212H149V210ZM0 210V211H1ZM36 210V211H37ZM83 210V209H82ZM85 210H87V209H85ZM96 210L95 211H92V210H89V211H91L92 213H94V214H96ZM6 211L7 210H5V214L4 215H6ZM10 210L8 209V212H9ZM12 211V210H11ZM14 211V210H13ZM12 211V212H13ZM27 211V210H26ZM45 211V210H44ZM58 211V210H57ZM56 211V212H57ZM62 211V210H61ZM60 211V212H61ZM84 211V210H83ZM152 211V210H151ZM150 211V212H151ZM4 212V211H3ZM12 212H10V213H12ZM29 212V210L26 212V213H28ZM47 212V213H48ZM56 212H55V214H56ZM64 212V211H63ZM87 212V211H86ZM9 213V214H10ZM15 213V212H14ZM37 213V212H36ZM35 213V214H36ZM38 213H39V210H38ZM46 213V212H45ZM52 213V214H53ZM21 214H22V212H19V214L18 215H15V218H18V219H16V220H19V218H20V216H21ZM31 214H32V211H31ZM34 214V213H33ZM59 214V213H58ZM63 214V213H62ZM79 214V215H78ZM82 216H81V215ZM94 214H92V216L94 215ZM137 214H139L138 212H137ZM151 214V213H150ZM2 215H3V213H2ZM13 215V214H12ZM26 215V214H25ZM42 215V214H41ZM41 215H38V216H41ZM46 215V214H45ZM48 215H50L49 213H48ZM65 215V216H66ZM85 215V214H84ZM96 215H99V214H96ZM7 216H8V213H7ZM9 216H11V215H9ZM29 216H30V214H27V217L29 218ZM38 216H37V219H35V218H33V222H35V224L37 225V224H39L41 221V217L38 219ZM60 216V219H62V215H58V217ZM88 216H90V215H88ZM92 216H91V218H92ZM26 217V216H25ZM30 217H32V216H30ZM35 217V216H34ZM43 217V216H42ZM48 217H50V219H46V221H44L45 219V217L43 218L44 220V222L45 223H43V225H47V226H45V228H46V230H48V232H50L49 231V227L50 226H55L56 227V225L58 224L57 222H58V220H56V218H54V217H51V216H48ZM47 217V218H48ZM86 217V216H85ZM2 218V217H1ZM95 218V217H94ZM144 218L145 219H147V220H144ZM2 219H4V218H2ZM31 219V218H30ZM55 219V220H54ZM58 219V218H57ZM65 219H67V217H65ZM155 219V220H154ZM161 219V220H162ZM191 219H193V220H191ZM7 220V219H6ZM12 220H14V219H12ZM24 220V221H23ZM22 220V218H21V221H23V223L25 222V224L27 225V223H26V221H28V219L26 220V219H23ZM26 220V221H25ZM35 220V221H34ZM37 220H39L40 222L38 223V221ZM64 220V219H63ZM62 220V221H63ZM85 220H86V218H85ZM167 220H165V221H167ZM4 221V220H3ZM29 221H31V220H29ZM54 221H56V225L54 224L55 222ZM65 221V220H64ZM70 221V220H69ZM68 220L67 221H65V222H69ZM94 221V220H93ZM157 221V220H156ZM155 221V222H156ZM170 221V222H171ZM8 222V221H7ZM13 222V221H12ZM16 222V221H15ZM61 222V221H60ZM59 222V223H60ZM72 222V221H71ZM70 222V225L72 224ZM168 222V221H167ZM166 222V223H167ZM3 223V222H2ZM22 223V224H23ZM41 223V224H42ZM67 223H66V225H67ZM157 223V222H156ZM156 223H152V226L153 225H155ZM158 223H159V221H158ZM166 223H165V225H166ZM12 224V223H11ZM21 224V225H22ZM25 224H23L22 226L24 227V225ZM31 222H30V225L29 226H31ZM62 224L63 225H65L63 222H62ZM79 224V225H80ZM86 224H88V223H85V225ZM89 224H90V222H89ZM92 224V223H91ZM151 224V223H150ZM149 224V225H150ZM163 224V223H162ZM173 224V223H172ZM14 225V224H13ZM75 225V224H74ZM79 225H76V227H78ZM168 225V224H167ZM0 226H2V225H0ZM53 226V227H54ZM68 226H69V223H68ZM83 226V225H82ZM87 226V225H86ZM159 226V225H158ZM157 226V227H158ZM10 227H12L11 225H10V223L9 224H6V225H3V228L7 231L8 230V234H10V233H13L14 231H15V229L18 227V226H16V228L15 227H12V228H15L14 229V231L12 230V228H10ZM19 227H20V225H19ZM19 227H18V229H19ZM22 227V228H23ZM25 227H27V226H25ZM36 227H38V225L36 226ZM96 227H94V228H96ZM150 227V226H149ZM164 227V224H163V226H162V228ZM167 227V226H166ZM31 228V227H30ZM34 228H35V226H34ZM40 228H42V226H40ZM45 228L43 227V229L45 230ZM52 228V227H51ZM79 228V227H78ZM86 228V227H85ZM156 228V227H155ZM154 228V229H155ZM172 228V227H171ZM177 228V229H178ZM18 229H16V230H18ZM36 229V228H35ZM39 229V228H38ZM42 229V230H43ZM54 229V228H53ZM57 229V228H56ZM68 229H70V227L68 228ZM71 229H72V227H71ZM88 229V228H87ZM119 229H121V230H119ZM142 229H144V227L142 228ZM180 229L178 230V231H180ZM13 232H12V231ZM23 230L25 231V228H23ZM30 230V229H29ZM32 230H33V232H34V229H33V225H32ZM41 230V231H42ZM52 230V229H51ZM78 230H80V228L78 229ZM77 230V231H78ZM89 230H94V229H89ZM138 230V231H139ZM157 230V229H156ZM164 230V229H163ZM4 231V230H3ZM3 231H0L1 232V234H2V232ZM19 231V230H18ZM17 231V232H18ZM20 231H21V228H20ZM18 232V233H21V232ZM23 231V232H24ZM27 231H28V229H27ZM38 231V230H37ZM92 231H89L88 233H93ZM146 231H148V230H146ZM145 231V232H146ZM165 231V230H164ZM163 231V232H164ZM26 232V231H25ZM32 231H30V232H28V233H30L31 235H29L30 237L33 235L32 233H31ZM70 232V231H69ZM75 232H76V229H75ZM149 232V235H147L148 233H145V235H147L146 237L147 238H152L153 237V233L155 232H153L152 234H150L152 231H151V229L148 231ZM27 233V232H26ZM26 233H24L25 235H26ZM42 233V232H41ZM96 233V234H97ZM14 234H16V233H14ZM36 234H37V232H36ZM45 234V233H44ZM46 234H48L47 232H46ZM73 234H75V233H73ZM89 234V235H90ZM20 235V234H19ZM25 235H24V237H25ZM28 235V234H27ZM37 235H39V233L37 234ZM63 235H66L65 233H63ZM63 235H61L62 237H64V239H65V236H63ZM67 235H69V233H67ZM93 235V234H92ZM151 235H152V237H151ZM14 236V235H13ZM15 236H17V234L15 235ZM14 236V237H15ZM35 236V235H34ZM34 236H32V237H34ZM47 236V235H46ZM71 236V235H70ZM122 236H124V238H125V241H121V239H120V241H119V238H121ZM21 237H23L22 235H21ZM21 237L19 238V239H21ZM27 237V236H26ZM31 237V238H32ZM36 237V236H35ZM37 237H39V236H37ZM42 237L44 238L45 236H41V238L40 239H42ZM67 237H69V236H67ZM73 237V236H72ZM74 237L76 238L77 236H76V234L74 235ZM73 237V238H74ZM80 237V236H79ZM84 237V236H83ZM136 237V236H135ZM146 237H143V238H146ZM158 237V236H157ZM246 237H247V239H249V241H247L246 240ZM9 238V237H8ZM11 238H12V236H11ZM30 238V239H31ZM71 238V237H70ZM70 238H69V240H70ZM82 238V237H81ZM90 238V237H89ZM146 238V239H147ZM14 239V238H13ZM17 240V241H20V240ZM27 239V238H26ZM33 239V238H32ZM38 239V238H37ZM61 239V238H60ZM72 239V238H71ZM0 240H1V238H0ZM34 240V239H33ZM32 240V241H33ZM36 240V239H35ZM44 240V239H43ZM42 240V241H43ZM46 240V239H45ZM48 240V239H47ZM62 240H63V238H62ZM65 240H67V239H65ZM75 240V239H74ZM92 240H94V239H92ZM96 240V239H95ZM116 240H118L117 242H116ZM123 240V239H122ZM149 240H152V239H148V241ZM160 240V239H159ZM158 240V241H159ZM160 240V241H161ZM22 241H23V239H22ZM31 241V240H30ZM31 241V242H32ZM51 241V240H50ZM88 241H90V240H88ZM99 241V240H98ZM9 242V241H8ZM14 242H16V241H14ZM25 242H26V240H25ZM45 242V241H44ZM43 242V243H44ZM67 242H68V240H67ZM92 242V241H91ZM95 242H97V241H95ZM100 242V243H101ZM150 242V241H149ZM161 242H165V241H161ZM161 242H160V244H161ZM29 243V242H28ZM48 244L50 243L49 241L47 242ZM65 243H66V241H65ZM99 243V244H100ZM144 243V242H143ZM153 243V242H152ZM30 244V243H29ZM32 244H35V245H37L36 243H32ZM52 244V243H51ZM71 244V243H70ZM73 244V243H72ZM98 244V243H97ZM97 244H96V246H95V248H97ZM98 244V245H99ZM1 245H2V243H1ZM6 245H7V243H6ZM8 245H10V244H8ZM39 245V244H38ZM42 245V244H41ZM41 245H39V246H41ZM145 245V244H144ZM152 245V244H151ZM151 245H149L148 244V247L150 248V250H154V251H152V252H156L155 253V256H157L156 254L158 253V254H160L161 255V257H165V258H172V259H175L176 258V255H175V252H171V250H170V248L169 247H171V246H169V247H167V245H165V246H151ZM154 245V244H153ZM32 246V245H31ZM34 246V245H33ZM43 246V245H42ZM70 245H68L67 247H69ZM103 246V245H102ZM113 246V245H112ZM112 246H111V248H112ZM116 246V247H117ZM4 246H2V248H3ZM74 247V246H73ZM91 247V246H90ZM99 247H101V245L99 246ZM104 247V246H103ZM115 247V248H116ZM226 247V246H225ZM231 247V246H230ZM27 248H30V246H28ZM40 248H42V247H40ZM52 248H54V247H52ZM65 248V247H64ZM70 248V247H69ZM68 248V249H69ZM77 248V247H76ZM89 248V247H88ZM106 249L105 250H107V247H105ZM110 248V249H111ZM168 248H169V250H168ZM0 249H1V246H0ZM63 249V248H62ZM91 249H93V247H91ZM90 249V250H91ZM98 249V248H97ZM102 248H100V251L102 252V253H104L103 252V249L101 250ZM174 249V248H173ZM172 249V250H173ZM227 249V248H226ZM26 250V251H25ZM24 250V252H27V250L28 249H25ZM44 250H46V253H47V249L45 248ZM50 250V249H49ZM48 250V251H49ZM71 250V249H70ZM75 251V248L74 249H72L71 251H65V252H63V254L64 255H66L67 257H71V256H73V255H71V254H73V252ZM149 250V251H150ZM223 250H225V248L223 249ZM1 251V250H0ZM4 251V250H3ZM3 251H1L0 253L1 254H3ZM18 251V250H17ZM16 251V252H17ZM30 251V250H29ZM73 251V252H72ZM95 251V250H94ZM97 252H98V250H96ZM117 251V250H116ZM131 251V253L133 252L134 253V249H133V251L132 250H130ZM149 251H148V253H149ZM179 251V252H180ZM21 252V251H20ZM23 252V251H22ZM23 252V253H24ZM32 252V251H31ZM42 252V251H41ZM107 252V251H106ZM111 252V251H110ZM19 253V252H18ZM37 253V252H36ZM45 253V252H44ZM54 253V252H53ZM211 253V254H210ZM220 253V252H219ZM222 253V252H221ZM220 253V254H221ZM4 254H5V251H4ZM20 254H22V253H20ZM39 254V253H38ZM43 254V253H42ZM55 254H57V253H55ZM111 254V253H110ZM126 254V253H125ZM130 254V253H129ZM128 254V255H129ZM135 254V253H134ZM134 254H132V256L134 255ZM7 255V254H6ZM23 255V254H22ZM34 255V254H33ZM43 255H45V254H43ZM103 255V254H102ZM153 255V254H152ZM1 256V255H0ZM3 256V255H2ZM37 256V255H36ZM59 256V255H58ZM98 256H101V255H98ZM105 253H104V256H103V259L105 258ZM129 256H131V255H129ZM225 256H226V258H225ZM39 257H40V255H39ZM38 257V258H39ZM41 257H42V255H41ZM150 257H151V253H150ZM150 257H149V264H152V262H153V259L151 260L150 259ZM181 257V256H180ZM1 258V257H0ZM34 258V257H33ZM97 258H99V257H97ZM101 258V257H100ZM111 258V257H110ZM144 258V257H143ZM32 259V258H31ZM66 259V258H65ZM69 259V258H68ZM72 259V258H71ZM74 259V258H73ZM96 259V258H95ZM106 259V258H105ZM104 259V260H105ZM125 259V258H124ZM130 259V258H129ZM135 259V258H134ZM137 259V258H136ZM142 259V258H141ZM145 259V258H144ZM5 260H7V259H5ZM15 260V259H14ZM16 260H17V258H16ZM29 260V259H28ZM27 260V261H28ZM34 260V259H33ZM39 260H41L40 258H39ZM43 260V259H42ZM52 260H54V259H52ZM99 259H97L96 260V262L98 261ZM103 260V261H104ZM157 260V259H156ZM175 260H177V259H175ZM179 260H181V258L179 259ZM10 260H7L6 261V264H7V262H9ZM13 261V260H12ZM26 261V262H27ZM35 261V263H36V261H38V260H34ZM65 261H67V260H65ZM101 261H102V259H101ZM106 261V260H105ZM118 261V260H117ZM123 261H125V260H123ZM122 261V262H123ZM138 261V260H137ZM141 261V260H140ZM143 261V260H142ZM147 261V262H148ZM172 261H174V260H172ZM171 261V262H172ZM14 262L15 261H13V264H14ZM54 262H55V260H54ZM68 262V261H67ZM109 262V261H108ZM106 263V264H109V263ZM181 262V261H180ZM180 262H178V263H180ZM185 261H182V263H184ZM205 262V263H204ZM230 262V261H229ZM228 262V263H229ZM261 262V263H260ZM5 263V262H4ZM3 263V261H2V264H4ZM10 263H11V261H10ZM9 263V264H10ZM17 263V262H16ZM38 263V262H37ZM50 263V262H49ZM49 263H47V264H49ZM97 263H99V262H97ZM102 263V262H101ZM100 263V264H101ZM104 263V262H103ZM134 263H136V262H134ZM140 263V262H139ZM190 263V262H189ZM196 263V262H195ZM18 264V263H17ZM23 264H25V263H23ZM28 264V263H27ZM66 264V263H65ZM68 264H69V262H68ZM81 264V263H80ZM112 264V263H111ZM117 264V263H116ZM131 264H133V263H131ZM136 264H138V262L136 263ZM144 264H145V262H144ZM154 264H156V263H154ZM158 264V263H157ZM160 264V263H159ZM163 264V263H162ZM173 264H175L174 262H173ZM191 264H193V263H191ZM232 264V263H231Z\"/></svg>",
  "mask_w": 264,
  "mask_h": 264
}]
</instances>
